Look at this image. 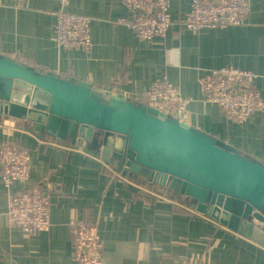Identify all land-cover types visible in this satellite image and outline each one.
<instances>
[{"label": "crops", "instance_id": "0c3cea01", "mask_svg": "<svg viewBox=\"0 0 264 264\" xmlns=\"http://www.w3.org/2000/svg\"><path fill=\"white\" fill-rule=\"evenodd\" d=\"M191 0H170L172 25L163 37L140 40L124 25L123 0H0V54L45 73L112 89L139 100L166 77L188 100L180 121L236 147L264 164V113L245 120L205 100V70H254L264 93V0H249L240 26L192 31L183 25ZM89 18L92 47L63 48L55 34L58 12ZM30 156L29 177L5 187L0 176V264H76L72 220L96 224L103 264H264V229L138 178L121 177L89 141L40 136L21 119L0 116V146ZM1 174V164H0ZM38 187L50 200V226L26 232L8 224L11 194Z\"/></svg>", "mask_w": 264, "mask_h": 264}, {"label": "water", "instance_id": "95a60500", "mask_svg": "<svg viewBox=\"0 0 264 264\" xmlns=\"http://www.w3.org/2000/svg\"><path fill=\"white\" fill-rule=\"evenodd\" d=\"M0 116L93 150L121 177L141 179L264 229V164L157 107L0 54Z\"/></svg>", "mask_w": 264, "mask_h": 264}, {"label": "built area", "instance_id": "2783aa9c", "mask_svg": "<svg viewBox=\"0 0 264 264\" xmlns=\"http://www.w3.org/2000/svg\"><path fill=\"white\" fill-rule=\"evenodd\" d=\"M19 2L23 0H17ZM65 1V0H62ZM130 10L129 18L117 23L132 30L140 40L163 37L172 25L170 0H123ZM249 0H191L183 25L192 31L240 26L249 15ZM55 34L65 49L86 51L92 47L89 18L58 12ZM254 70L233 66L205 70L200 79L205 100L219 105L228 116L245 120L253 112L264 113V93L252 86ZM180 120L188 100L166 78L154 81L151 89L139 99ZM1 178L5 187L24 182L29 177L30 156L16 145L0 146ZM6 216L8 224L26 232H44L50 226V200L34 186L10 195ZM73 259L76 264H103L102 243L96 224L72 220Z\"/></svg>", "mask_w": 264, "mask_h": 264}, {"label": "rangeland", "instance_id": "374dc122", "mask_svg": "<svg viewBox=\"0 0 264 264\" xmlns=\"http://www.w3.org/2000/svg\"><path fill=\"white\" fill-rule=\"evenodd\" d=\"M144 176H145V172H143V173L141 174V179H142V180L144 179Z\"/></svg>", "mask_w": 264, "mask_h": 264}]
</instances>
